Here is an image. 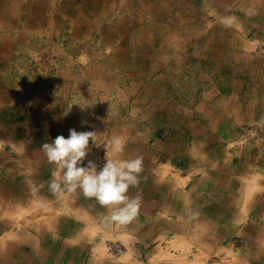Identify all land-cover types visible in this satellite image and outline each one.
<instances>
[{
	"label": "crops",
	"instance_id": "crops-1",
	"mask_svg": "<svg viewBox=\"0 0 264 264\" xmlns=\"http://www.w3.org/2000/svg\"><path fill=\"white\" fill-rule=\"evenodd\" d=\"M12 1L0 0L1 12ZM16 4L14 24L40 30L48 12L64 11L101 50L92 67L35 80L26 97L0 94V264H212L215 234L238 236L228 247H241L240 261L262 260L264 0ZM247 124H258L261 138L243 139ZM72 128L97 132L84 166L107 154L114 136L126 144L119 158L143 156L131 224H106L107 209L82 193L58 200L49 191L54 165L42 145ZM111 244L124 246V257L110 258Z\"/></svg>",
	"mask_w": 264,
	"mask_h": 264
},
{
	"label": "rangeland",
	"instance_id": "rangeland-1",
	"mask_svg": "<svg viewBox=\"0 0 264 264\" xmlns=\"http://www.w3.org/2000/svg\"><path fill=\"white\" fill-rule=\"evenodd\" d=\"M16 1L18 0H13L10 3L8 2L4 11L1 12L0 9V40L3 39L0 43L4 41L8 43L7 40L14 42L10 45H6L7 48H5L8 52L7 54L10 53V55L5 58L0 57V94L4 92V97H6V99H13L15 92L22 93L24 91L23 97H26L29 84L35 80L43 81V79L53 78V80H55V78H59L63 68L92 67L94 63H96L92 51L95 49L101 50V48H99L100 46L93 43L95 41L93 38L87 37L84 33L79 34V32L75 30L72 18H67L65 16L67 13L58 10L48 12L49 15L43 20L44 26L39 27L40 30L37 28L35 29V27H24L20 24L13 23L15 16L20 13L17 4L15 5ZM92 20L93 19H91V22ZM36 31L39 33L37 37V39H39L37 43H33L31 41V35ZM89 35H91V33H89ZM25 38L26 41L21 42V39ZM9 46L11 48H9ZM102 50H104V48H102ZM11 103H13V100L7 102V104ZM11 105L13 106V104ZM246 130L257 133L254 135H252V133L244 134ZM261 136L262 129L258 124H247L242 127V138L245 140L261 138ZM9 148L14 149V147ZM227 222L228 221L225 220L224 224ZM224 224H221L222 230L220 231H223V229L226 230L227 227H225ZM216 236L219 235L215 234V252L212 264H240L239 262H243L244 264H264V251L255 252L256 254L260 253L262 260H252L251 258L249 261L239 260L240 255L243 254L241 247H239L237 243L235 246H232L230 243L228 247V242L238 241L237 235L231 234L229 235L230 237L227 236V238L229 237L227 242L218 240ZM220 236L222 237L224 234ZM224 247L228 249L223 251ZM123 248L125 247L123 246ZM124 250L125 254L126 248ZM112 255L108 256L114 259H121L124 257L123 255ZM164 257H166V259L173 258L172 254L169 256L162 253L158 256V258Z\"/></svg>",
	"mask_w": 264,
	"mask_h": 264
},
{
	"label": "clouds",
	"instance_id": "clouds-1",
	"mask_svg": "<svg viewBox=\"0 0 264 264\" xmlns=\"http://www.w3.org/2000/svg\"><path fill=\"white\" fill-rule=\"evenodd\" d=\"M222 23L230 27L233 21L229 18ZM90 140L97 145V132H78L72 128L67 138L59 135L51 142L43 143L42 151L48 163L54 165L52 178L48 182L49 191L58 200L67 195L82 193L85 198L95 199L101 207L107 209L103 217L106 224L127 226L139 216L142 204L139 186L144 171V158L141 155L119 158L126 144L122 137L114 136L106 144L107 155L103 166L98 167L91 160L84 166ZM109 148L114 154L111 157L108 155ZM130 188H136L137 194L130 196ZM189 215L196 216L198 212L189 210Z\"/></svg>",
	"mask_w": 264,
	"mask_h": 264
},
{
	"label": "built area",
	"instance_id": "built-area-1",
	"mask_svg": "<svg viewBox=\"0 0 264 264\" xmlns=\"http://www.w3.org/2000/svg\"><path fill=\"white\" fill-rule=\"evenodd\" d=\"M251 134L254 135L256 134L257 132L253 133L251 131H247L246 132L244 131V134ZM106 155L107 154H102L101 157L99 158L98 161H96L95 163L97 164L98 167H102L103 164L106 162ZM110 156V155H109ZM111 157V156H110ZM108 249L110 251V253H113L114 255H121L124 253V249L122 246L120 245H115V244H111V245H108Z\"/></svg>",
	"mask_w": 264,
	"mask_h": 264
}]
</instances>
